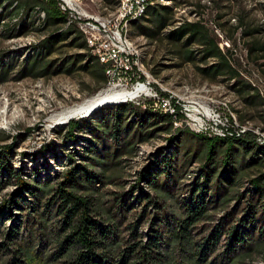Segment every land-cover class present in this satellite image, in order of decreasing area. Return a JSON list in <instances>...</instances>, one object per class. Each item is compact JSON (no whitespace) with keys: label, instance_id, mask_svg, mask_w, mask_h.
<instances>
[{"label":"trees","instance_id":"1","mask_svg":"<svg viewBox=\"0 0 264 264\" xmlns=\"http://www.w3.org/2000/svg\"><path fill=\"white\" fill-rule=\"evenodd\" d=\"M14 1L13 9L21 10L18 33L28 27L33 17L37 18V9L44 13L40 24L53 27V31L39 42L33 57L16 69L1 70L0 83L12 70L20 79L82 71L90 76L94 85L92 91L108 85L106 66L90 52L76 26L64 27L67 18L58 9L57 0H8L10 8L7 9L13 7ZM5 2L0 0V18H3ZM103 2L117 4V0ZM172 19L171 7L152 5L143 18L131 25L138 35L154 40ZM259 30L248 28L243 34L252 36ZM13 31L16 32L15 27ZM166 39L170 44H181L176 53L184 61L194 62L199 58L201 64L196 71L203 79L214 82L224 77L234 81L232 88L245 103L264 105L259 92L242 78L231 62V52H223L200 22L186 21L169 31ZM61 43L77 49V54L49 60ZM194 45L199 49L193 50ZM248 52L264 53V43L252 41ZM210 60L213 62L208 64ZM111 106L93 113L88 125L77 121L68 123L66 136L70 143L74 144L81 132L88 133L91 139L81 137L86 142L80 153L82 163L74 161L76 151H71L74 148L65 149L69 163L62 166V171L53 179L40 177L35 170L29 173L24 167H14L12 145L0 151V178L13 179L15 184L9 200L0 204V220H14L7 230L0 229V264H238L256 254L264 255V144H259L251 134L241 139L224 140L185 130L176 132L173 119L168 115L153 113L133 103ZM158 133L165 134L170 142L182 141L170 155L174 166L169 173L154 168L146 178L141 177L156 199L141 192L134 197L133 204L121 197L105 206L95 193L96 185L108 184L110 167L134 157L137 144ZM184 134L199 141L193 154L200 152L205 161L199 178L204 181L203 185L197 184L190 190L182 205V215L172 214L169 218L159 213L150 223L149 235L144 237L138 232V226L146 219L150 208L164 211L165 197L160 191L159 180L163 177L170 183L174 175L178 177L175 166L186 152L180 155L184 150L181 147ZM244 169L257 172L247 179L250 187L229 196L228 188L236 181V174ZM232 201L236 202L235 209L225 211L215 226L197 239L194 227L209 217V207H227ZM242 205V214L238 217L235 211ZM14 210L21 211V216H13ZM130 211L137 214V219L126 227L124 234L120 220ZM17 217L22 218L15 220ZM224 238L227 242L223 251L216 254Z\"/></svg>","mask_w":264,"mask_h":264},{"label":"rangeland","instance_id":"2","mask_svg":"<svg viewBox=\"0 0 264 264\" xmlns=\"http://www.w3.org/2000/svg\"><path fill=\"white\" fill-rule=\"evenodd\" d=\"M7 1L3 5L5 8L3 18H0V72L5 68L16 69L25 60L33 57L39 42L53 31V27H43L40 24L42 20L36 13L38 19L33 17L28 27L18 33L17 24L21 19L19 18L21 10L13 9L16 5L15 1L13 7L7 9L10 8ZM59 3L60 0H57L58 9ZM80 3L85 10L99 16L110 15L117 7V4L114 6L111 3H104L103 0H81ZM152 5L171 7L173 19L170 25L161 32L159 38L154 40L138 35L130 25L128 38L136 47L141 69L161 85L175 92L185 102H193L197 99L208 101L210 104H222V106H227L229 117L234 123L247 125L252 131L264 133V105L253 106L245 103L232 88L234 81H229L224 77L214 82L203 79L196 71L197 65L201 64L199 58H196L194 62L184 61L176 53V50H180L181 44H170L166 39L169 31L182 23L200 22L214 37L223 52L226 50L231 52L230 60L237 67L242 78L250 83L264 100V58L260 56L264 53L249 54L248 52L252 41L264 43V0H155ZM13 27L16 29L15 33ZM64 27L67 28L65 25ZM214 27L219 30L221 38L214 32ZM248 28L260 29V32L245 36L243 33ZM224 42H228L229 47H226ZM192 49L198 50L199 48L194 45ZM77 52V49L61 43L48 59L58 60L73 56ZM212 62L213 60H210L208 64ZM111 84L98 91H92L94 89L92 80L82 71L51 75L45 78L20 79L12 70L8 78L0 83V151L12 145L11 160H13L14 167H24L29 173H34L35 170L43 178H55L56 173L62 171V166L69 163L65 157V149L74 148L71 150L76 151L74 161L82 163L83 159L80 157L84 147L82 145L86 144L84 139L90 140L91 136L88 133H78L80 138L72 144L66 136V129L70 121L88 125L92 112L85 117H76L67 122H57L52 117L82 104L103 90L112 87L115 90L119 89L117 80L112 81ZM124 103L137 105L134 100ZM192 129L191 127L177 128V124L173 126L176 132L185 130L197 134ZM251 136L255 140L254 135ZM168 139L165 134L158 133L148 141L137 144L134 157L124 158L125 160L119 165L110 167L107 172L108 184H97L95 192L104 201L105 206L111 205L115 198L121 197H125L126 202L130 201L133 204L134 197L141 192L156 199V195L141 180V177L146 178V174L154 168L168 173L173 169L171 167L174 165L170 162V155L175 153L177 144L179 145L182 140L175 143ZM181 139H184L185 147L181 146L184 150L180 151V155L185 150L186 152L183 158L178 159L175 166L179 171L178 177L174 175L171 178L174 180L170 183L165 182L163 177L159 180L158 184L162 185L160 191L165 197L164 211L150 208L146 219L138 226V232L144 237L149 235L150 223L159 213L169 218L172 214L182 215V205L190 190L197 184L202 183L203 185L204 181L199 178L205 161L200 156V152L197 155L193 154L199 146V141L190 134H184ZM169 164L170 168H168ZM253 171L244 169L238 172L233 186L228 188V195L232 196L237 190L242 192L249 188L247 179L257 174ZM223 185L227 187V184L223 183ZM14 189L13 179L0 178V204L5 199L9 200ZM224 194L227 195V193ZM235 205L236 202L232 201L227 207L210 206L209 217L194 227L197 239L205 236L225 214V211L235 209ZM243 207L242 205L235 211L238 217L241 216ZM12 213L13 216H21L22 212L14 210ZM9 214L10 212L7 213ZM21 218L17 217L15 220H21ZM136 219L137 214L132 211L126 214V218L119 219L124 234L126 227L134 223ZM13 223L14 220L9 219L1 221L0 229L5 227L7 230ZM226 242L225 238L221 240L216 254L222 253ZM238 264H264V255L256 254Z\"/></svg>","mask_w":264,"mask_h":264},{"label":"built area","instance_id":"3","mask_svg":"<svg viewBox=\"0 0 264 264\" xmlns=\"http://www.w3.org/2000/svg\"><path fill=\"white\" fill-rule=\"evenodd\" d=\"M81 0H60L59 10L62 14L72 16L75 23H83L88 29L97 56L107 58L108 85L118 81L117 88L122 91H136L134 102L142 108L170 111L175 115L177 128L197 127L209 134L254 135L255 140L264 143V133H257L234 123L229 117L227 106L210 104L208 101L194 100L185 102L182 99L171 98L167 93L149 82L147 73L138 72L134 68V59L127 53L122 43L120 27L127 16H131L137 7L154 3L155 0H123L125 3L124 18L116 22H100L92 12L85 10ZM214 32L221 38L219 30ZM229 47L228 42L223 43ZM222 46V43H221ZM107 85V86H108ZM114 85V84H113Z\"/></svg>","mask_w":264,"mask_h":264},{"label":"bare ground","instance_id":"4","mask_svg":"<svg viewBox=\"0 0 264 264\" xmlns=\"http://www.w3.org/2000/svg\"><path fill=\"white\" fill-rule=\"evenodd\" d=\"M152 4L153 3L137 7L134 13L131 14V16H127L125 18L122 24V27H120V35H122V43L124 44V47L126 48L127 53L132 55L134 59V68H136L137 71L141 73H146V72L141 69L140 67L141 65L138 63V59H137L138 52L134 44L128 38V31H129V27L131 23L142 18L146 14L148 7L151 6ZM124 11H125V3L123 2V0H117V7L113 13L107 16H99V15H94V16H96V18H98L100 22H116L124 18ZM36 13L40 17L41 20L44 19V13L42 11L37 9ZM66 18H67L66 27L72 26V25L76 26L77 29L82 33L85 43L90 49V52L97 57L98 61L101 64L106 66V76L109 80V74L107 72V58L105 56H97V54H95V46H93L92 39L90 38V36H88V29L83 27V23H75V20L74 18H72V16L66 15ZM147 78L149 79L150 83L155 85V87L162 90L164 93L169 94L171 98L181 99L177 94H175V92L171 91L166 86L161 85L157 80L153 79V77H151L149 74H147ZM136 94H137L136 91H122V90L118 91V90H115L114 87H112L111 89L103 90L99 92L94 97H91L90 99L84 101L80 105L69 108L65 110L64 112L60 113L59 115L53 116L52 119L57 122H67L68 120L76 118V117L82 118V117L87 116V114H89L90 112H92V114L97 112L103 107L115 105L118 103H124L127 101H132L134 100V97L136 96ZM148 110L153 113L168 115L169 117L173 119L174 124L175 125L177 124L175 115L171 113L170 111L155 110L153 108H148ZM241 126L251 130L249 127H247V125H241ZM192 130L196 132L197 134H203L210 138H218V139H224V140L225 139L235 140V139H241L243 137L240 135H223L222 136L220 134H209L205 132L204 129H199L197 127H193ZM255 132L260 133L259 131H255ZM256 141L261 145L264 144L262 143V141H258V140Z\"/></svg>","mask_w":264,"mask_h":264},{"label":"water","instance_id":"5","mask_svg":"<svg viewBox=\"0 0 264 264\" xmlns=\"http://www.w3.org/2000/svg\"><path fill=\"white\" fill-rule=\"evenodd\" d=\"M90 113H91V112H90ZM90 113H89V114H90ZM87 115H88V114H87Z\"/></svg>","mask_w":264,"mask_h":264}]
</instances>
